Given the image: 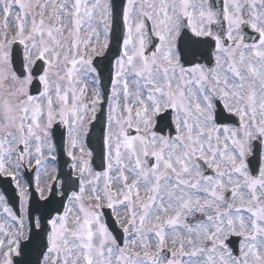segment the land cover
I'll return each mask as SVG.
<instances>
[{"label": "snow or ice", "instance_id": "1", "mask_svg": "<svg viewBox=\"0 0 264 264\" xmlns=\"http://www.w3.org/2000/svg\"><path fill=\"white\" fill-rule=\"evenodd\" d=\"M0 264H264V0H0Z\"/></svg>", "mask_w": 264, "mask_h": 264}]
</instances>
